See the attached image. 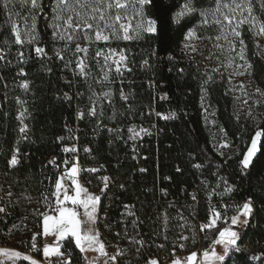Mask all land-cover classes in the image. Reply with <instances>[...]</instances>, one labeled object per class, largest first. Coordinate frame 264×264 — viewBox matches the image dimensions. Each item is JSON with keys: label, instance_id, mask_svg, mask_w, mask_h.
<instances>
[{"label": "trees", "instance_id": "obj_1", "mask_svg": "<svg viewBox=\"0 0 264 264\" xmlns=\"http://www.w3.org/2000/svg\"><path fill=\"white\" fill-rule=\"evenodd\" d=\"M89 2L113 17L105 1ZM211 2H137L122 18L134 15L150 29L103 41L63 13L61 0H0V247L16 243L43 260L44 214L77 143L81 164L97 165L83 169L82 184L98 190L110 177L97 226L124 250L120 264L198 254L249 209L246 235L222 264H264V60L244 30L262 97L252 113L237 116L227 78L199 71L182 53ZM109 52L123 61L115 64ZM205 99L230 154L218 152L208 133ZM141 128L147 132L133 137ZM257 134L258 152L243 169ZM57 155L62 162L51 164ZM212 205L231 207L214 227ZM61 251L67 264H87L72 238Z\"/></svg>", "mask_w": 264, "mask_h": 264}, {"label": "rangeland", "instance_id": "obj_2", "mask_svg": "<svg viewBox=\"0 0 264 264\" xmlns=\"http://www.w3.org/2000/svg\"><path fill=\"white\" fill-rule=\"evenodd\" d=\"M105 1V3H104ZM101 4L113 7V17L107 18L105 13L96 10L89 0H61V11L69 12V17H78L83 20L84 28L97 30L98 40L108 41L118 38L122 33L133 34L134 31L150 29V23L145 26L142 20L136 23L134 15L126 20L122 18L123 12H133L136 3L145 0H100ZM263 0H212L209 7L201 12L200 22L188 33L183 44L182 53L186 60L192 62L202 72L225 76L228 81V92L233 100L234 111L237 116L252 113L259 104L262 94L252 81L251 63L247 57L244 40V30L248 31L256 43L258 55L264 60V5ZM121 12V15H120ZM184 13L190 12L185 7ZM111 17V16H110ZM80 26L76 29H80ZM115 64H120L123 59L113 55ZM205 125L212 137L217 151L222 155L230 154L233 150L230 140L216 122L215 112L206 99L202 102ZM147 129H135L133 137H142ZM260 134H257L249 147L243 160V169H246L258 152ZM71 176L72 186L76 193L73 195L59 181L56 187V203L44 214L43 220V260L38 259L32 252L16 243L8 247H0V264H20L27 261L30 264H44L52 262L53 258L62 254L61 248H54L53 243L66 241L72 238L81 250L90 249L93 253L102 255L105 259V243L100 236L97 226L99 218V205L101 196L106 186L95 190L85 187L74 180L75 169H67ZM228 188L226 189V191ZM231 207L222 205L211 206L209 226L214 227L224 220L226 215L222 211H229ZM252 210L235 218L224 229L212 248L214 255H208L203 264H222L237 245L239 237L235 228L250 223ZM248 221V222H247ZM248 225V224H247ZM188 236H184V240ZM203 254H205L203 252ZM109 257V251H108ZM44 263H43V262ZM197 254L185 259H173L166 264H195ZM222 262V263H221ZM110 264V262H108ZM147 264V263H144ZM148 264H158L151 261Z\"/></svg>", "mask_w": 264, "mask_h": 264}, {"label": "built area", "instance_id": "obj_3", "mask_svg": "<svg viewBox=\"0 0 264 264\" xmlns=\"http://www.w3.org/2000/svg\"><path fill=\"white\" fill-rule=\"evenodd\" d=\"M119 58H121L119 56ZM72 149H75L77 152L73 155H71L69 158H66V160H64V162L62 163L63 166L67 167V169H75L76 174L74 176V180L78 181L80 184L81 182V173L83 171V169H86L90 172H94L97 170V165L96 164H86V165H82L80 162V155L78 152V144L74 143L73 146H70ZM69 147V148H70ZM94 157H91L90 160H93ZM62 162V159L59 155L57 156H53L50 159V163L53 165H58ZM105 186H108L110 177H107L105 179ZM61 183L69 190L70 193H72L73 195L76 193L75 188L72 186V179L71 176L67 173V171L63 172L60 178ZM248 205H250V203H248ZM253 211V210H252ZM254 212V211H253ZM245 224L243 226H240L239 228H235L236 232L239 236L240 232L242 230H244ZM100 234L102 235L104 241L108 244L109 243V262L110 264H120V260L123 257L124 254V250L121 247H117L116 244L112 243L111 240L109 238H107V236L105 234H103L104 232H102L99 229ZM64 245L63 242H59L53 245V247H62ZM161 248H165L166 245L165 244H161L160 245ZM237 245L235 247H232V251L237 250ZM244 250H249V247L246 246L245 248H243ZM205 253L206 255H214L215 254V250L214 248H209L205 251H200V253ZM185 258V255H179L176 256L175 259H183ZM151 261H157L159 264H166L169 261V258L167 255H160V256H154L153 259ZM68 263V258L65 257L63 254L59 257L53 258L51 264H67ZM197 264H203L202 261H199Z\"/></svg>", "mask_w": 264, "mask_h": 264}, {"label": "crops", "instance_id": "obj_4", "mask_svg": "<svg viewBox=\"0 0 264 264\" xmlns=\"http://www.w3.org/2000/svg\"><path fill=\"white\" fill-rule=\"evenodd\" d=\"M251 216H252V214L249 216V219L251 218ZM248 222V221H247ZM100 236H101V238L103 239V237H102V235L100 234ZM103 241H104V239H103ZM60 242H65V241H60ZM59 243V242H58ZM104 243H105V241H104ZM54 244H56V243H53V245ZM55 248V247H54ZM57 248V247H56ZM59 248H61V247H59ZM105 248H106V255H105V259H103L102 257V255L100 256V254H98L97 252L96 253H93V252H91L90 251V249H83V251L86 253V256H87V259H88V261H87V264H108V262H109V257H108V246L106 245V243H105ZM194 254H197V253H193V254H189V255H185V258H187L188 256H191V255H194ZM62 254H60V256H61ZM197 256H198V261L195 263V264H197L199 261H202V262H205V258L206 257H208V255H206V254H203V253H198L197 254ZM55 258V257H54ZM185 258H183V259H185ZM181 260V259H180ZM43 262V261H42ZM44 263V262H43ZM150 263V262H149ZM222 263V262H221ZM44 264H50V263H44ZM148 264V263H147ZM159 264V263H158Z\"/></svg>", "mask_w": 264, "mask_h": 264}, {"label": "bare ground", "instance_id": "obj_5", "mask_svg": "<svg viewBox=\"0 0 264 264\" xmlns=\"http://www.w3.org/2000/svg\"><path fill=\"white\" fill-rule=\"evenodd\" d=\"M247 224H249V223H246V225H245V227H244V230H242L241 232H240V234H239V241L240 240H242L244 237H245V235H246V228H247ZM239 243V242H238ZM247 245H245V246H242V248H245Z\"/></svg>", "mask_w": 264, "mask_h": 264}]
</instances>
